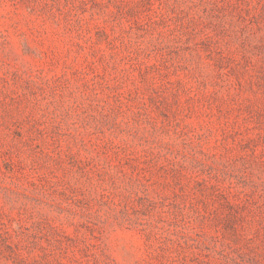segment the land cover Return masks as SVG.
<instances>
[{
  "label": "rangeland",
  "instance_id": "rangeland-1",
  "mask_svg": "<svg viewBox=\"0 0 264 264\" xmlns=\"http://www.w3.org/2000/svg\"><path fill=\"white\" fill-rule=\"evenodd\" d=\"M0 264H264V0H0Z\"/></svg>",
  "mask_w": 264,
  "mask_h": 264
}]
</instances>
